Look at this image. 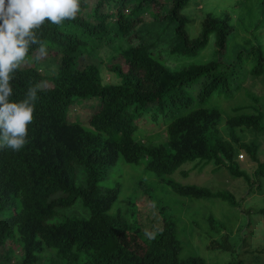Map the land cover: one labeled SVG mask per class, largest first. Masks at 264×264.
I'll use <instances>...</instances> for the list:
<instances>
[{
	"label": "trees",
	"instance_id": "trees-1",
	"mask_svg": "<svg viewBox=\"0 0 264 264\" xmlns=\"http://www.w3.org/2000/svg\"><path fill=\"white\" fill-rule=\"evenodd\" d=\"M188 2L96 0L90 5L80 0L75 20L59 25L46 20L41 26L38 38L56 55V73L50 78L43 73L34 53L38 46H30L24 61L32 58V65L23 67L22 62L15 80L10 81L13 101L24 99L29 85H39L41 90L26 145L19 151L0 149V248L7 246L0 264H208L200 255L182 254L177 223L166 211L147 238L135 219L128 222L121 208L114 207L122 185L107 182L120 162L145 160V170L158 177L171 175L186 162L213 163L224 166L233 177H243L248 192L263 190L264 158H258L259 144L242 142L237 130L264 133V111L241 112L244 107L239 106L233 109L237 113L224 114L211 100L221 93L229 100L249 75L263 74L264 49L253 43L247 50H237L233 60L223 61L235 30L230 17L207 13L200 33L190 37L185 29L188 18L181 13ZM152 8L150 28L156 40L143 35L136 38L138 23ZM160 22L173 23L172 33H165L166 26L159 29ZM211 36L216 58L174 67L166 63L167 57L194 59ZM105 45L118 51L109 65L118 77L115 83H102L98 67L80 61L82 55L90 56ZM43 79H49L50 85L44 86ZM95 99L85 120L73 114V109H82ZM146 115L155 117L156 123L161 121L165 143L135 139L138 120ZM238 149L256 163L252 173L240 169L235 159ZM164 183L185 197L237 205L235 197L224 190L171 178ZM77 202L88 215L63 217L65 209ZM129 203L128 214H134L135 201ZM256 214L264 228V207ZM209 220L212 227L222 226L211 216ZM208 248L234 251L226 233L211 238Z\"/></svg>",
	"mask_w": 264,
	"mask_h": 264
},
{
	"label": "rangeland",
	"instance_id": "rangeland-1",
	"mask_svg": "<svg viewBox=\"0 0 264 264\" xmlns=\"http://www.w3.org/2000/svg\"><path fill=\"white\" fill-rule=\"evenodd\" d=\"M95 1L88 0L90 5ZM166 6L167 4L164 5ZM153 8L158 11L157 6ZM153 8L143 14L142 22L138 23L140 30H138V35H135L136 38L143 35L148 40H156L150 28L153 22ZM105 9L111 10L110 6H106ZM181 13L188 18L189 22L185 25V29L190 37H196L200 33L202 20L207 13L217 17L227 14L230 17L235 30L226 53L222 56L223 61L233 60L237 50L243 48L247 50L253 43L260 44L264 49V0H189ZM153 26L155 27L154 23ZM164 26H166L165 33L171 34L174 24L159 23V29ZM116 46L119 45L116 44ZM215 49L214 36H211L206 48L194 59L166 58L167 55L164 57L166 63L174 67L185 61L204 62L216 58ZM117 52L114 47L105 45L90 56L82 55L80 61L94 63L100 71L102 83H115L118 77L109 69V65L114 62L112 55ZM34 53L37 57L38 51ZM56 58L53 51H47L44 57L38 59L43 73L48 78L56 73ZM31 60L32 58L25 60L23 66H31ZM253 61L254 58L250 62L251 65ZM42 83L48 86L51 81L43 79ZM254 98L258 99L254 100ZM87 102L89 104L83 105L82 109H73V114L82 120H85L92 112L97 100ZM211 104L220 107L224 114L237 113L233 109L239 106L244 107L240 110L241 112L252 113L255 110L263 112L264 73L260 76L249 75L241 89L236 91L231 99H223L221 93L212 98ZM154 119L155 117L151 118L150 115H146L138 120L139 128L135 134L137 141L145 144L165 143L163 124L160 120L157 123L154 122ZM221 131L227 137L224 125L221 126ZM237 133L242 142L256 141L259 144L258 158L262 160L264 158V133L260 134L251 128L237 130ZM233 145L237 144L233 143ZM240 154H243V157H240ZM235 159L238 160L241 170L248 173L253 172L256 163L250 161L244 151L238 149ZM145 162V160H141L138 164L120 162L111 170L112 174L107 182V184L115 181L121 183V192L114 207L121 208L128 222L135 219L136 226L143 236L150 238L153 235V231L161 224L162 212L166 211L177 223V234L181 240L183 255H200L208 264H233L238 260H242L243 264H264V228L261 216L256 214V210L264 207V185L261 191L248 192V185L243 177H233L224 166L216 167L213 163L202 165L186 162L171 175L158 177L145 170ZM183 172H186V175L182 174ZM168 178L181 184H195L209 187L213 191L230 192L235 197L237 205L219 199H192L179 195L165 185L164 179ZM132 200L136 204L135 213L129 215V202ZM87 215L88 211L82 209L78 202L71 208L65 209L63 213V217L83 218ZM210 216L222 226L212 227ZM223 233L228 234L234 251L210 250L208 245L211 238L219 239ZM8 243L10 246L11 242L8 241ZM6 250L7 246L0 248V254ZM16 252L18 253V250ZM13 261L12 259L11 263Z\"/></svg>",
	"mask_w": 264,
	"mask_h": 264
},
{
	"label": "clouds",
	"instance_id": "clouds-1",
	"mask_svg": "<svg viewBox=\"0 0 264 264\" xmlns=\"http://www.w3.org/2000/svg\"><path fill=\"white\" fill-rule=\"evenodd\" d=\"M79 11L80 0H0V149L19 151L26 145L41 90L29 85L24 99L11 100L15 71L30 46H38V59L47 54L37 34L46 20L59 25L75 20Z\"/></svg>",
	"mask_w": 264,
	"mask_h": 264
},
{
	"label": "built area",
	"instance_id": "built-area-1",
	"mask_svg": "<svg viewBox=\"0 0 264 264\" xmlns=\"http://www.w3.org/2000/svg\"><path fill=\"white\" fill-rule=\"evenodd\" d=\"M240 157H242L241 155H239Z\"/></svg>",
	"mask_w": 264,
	"mask_h": 264
}]
</instances>
